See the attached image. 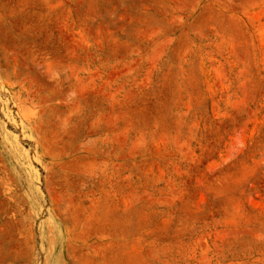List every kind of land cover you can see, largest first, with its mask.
I'll return each mask as SVG.
<instances>
[{
	"label": "rangeland",
	"instance_id": "374dc122",
	"mask_svg": "<svg viewBox=\"0 0 264 264\" xmlns=\"http://www.w3.org/2000/svg\"><path fill=\"white\" fill-rule=\"evenodd\" d=\"M0 264H264V0H0Z\"/></svg>",
	"mask_w": 264,
	"mask_h": 264
}]
</instances>
